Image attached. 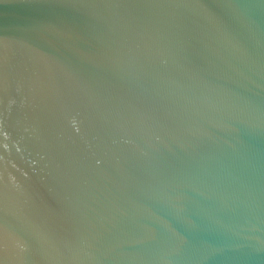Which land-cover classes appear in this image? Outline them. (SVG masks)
<instances>
[{"label":"water","instance_id":"water-1","mask_svg":"<svg viewBox=\"0 0 264 264\" xmlns=\"http://www.w3.org/2000/svg\"><path fill=\"white\" fill-rule=\"evenodd\" d=\"M0 264H264V0H0Z\"/></svg>","mask_w":264,"mask_h":264}]
</instances>
